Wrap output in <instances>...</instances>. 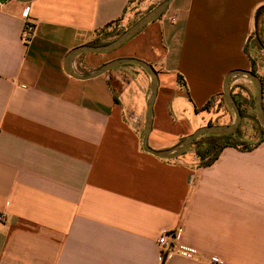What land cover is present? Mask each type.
<instances>
[{"label": "crops", "instance_id": "obj_1", "mask_svg": "<svg viewBox=\"0 0 264 264\" xmlns=\"http://www.w3.org/2000/svg\"><path fill=\"white\" fill-rule=\"evenodd\" d=\"M136 4L0 0V264H206L163 256V233L222 264H264V141L252 151L226 148L209 167L196 152L156 158L142 148L147 74L124 65L80 81L65 71L72 50L110 41L109 29L133 17ZM262 7L264 0H174L137 38L108 54H82L74 69L87 76L122 58L153 66L149 145L170 149L228 116L229 73L254 71L264 85V51L249 50ZM26 17L36 25L29 44ZM255 91L246 78L232 81L238 104L250 107ZM213 98L206 120L185 117L188 105L200 111Z\"/></svg>", "mask_w": 264, "mask_h": 264}, {"label": "water", "instance_id": "obj_2", "mask_svg": "<svg viewBox=\"0 0 264 264\" xmlns=\"http://www.w3.org/2000/svg\"><path fill=\"white\" fill-rule=\"evenodd\" d=\"M22 4H30L36 0H16ZM174 2V0H164L146 15H144L141 19H139L136 23H134L129 29L123 32L118 38L115 40L100 46H83L76 48L70 52L66 59L65 71L66 73L76 80L80 81H87L96 79L111 70H114L118 67L124 65H135L141 68L149 77L150 79V95L147 102V111H146V119H145V128L143 132L142 138V148L143 151L147 154H150L156 158L163 159V160H173L179 158L186 154L194 145L196 140L201 139L205 136L210 135H228L236 132L243 120L241 109L234 98L231 92V84L235 78H246L248 79L254 86L256 90V112L257 118L260 124L264 127V106H263V99H264V88L261 79L257 76V74L253 71H234L227 75L224 83L223 88V95L224 100L227 106L232 110L234 113V122L230 125H223V126H214L208 125L203 128L198 129L193 134L189 135L187 138L182 140L176 146L166 149V150H155L151 148L149 145V137L153 127V111L155 101L158 95L159 90V76L153 66L146 63L145 61L128 58V59H119L113 62L105 64L99 70L87 75L81 76L77 74L74 69V62L77 57L82 54L86 53H96V54H108L126 43H128L131 39L137 36L146 26L151 24L152 22L161 18L164 13L167 11L169 6ZM264 15V7L260 8L256 14L255 18V37L259 45L264 49V45L261 41L260 34H259V25L260 20Z\"/></svg>", "mask_w": 264, "mask_h": 264}, {"label": "rangeland", "instance_id": "obj_3", "mask_svg": "<svg viewBox=\"0 0 264 264\" xmlns=\"http://www.w3.org/2000/svg\"><path fill=\"white\" fill-rule=\"evenodd\" d=\"M134 1L137 3L135 5V7H133L134 8V10H133L134 16L131 17L127 22L119 23V24H117V25H115L109 29L108 33L110 36H108V38L110 39V41L118 38L123 32H125L134 23H136V21H138L137 19L139 18L138 16L140 14L145 13L147 11V9L155 6L158 3L157 0H146V1L145 0H134ZM141 3L143 4L142 7L140 5ZM138 5H140V6H138ZM145 6L148 7L146 9V11L144 9ZM143 9H144V11H142ZM141 18H139V19H141ZM262 26L263 27H261L259 29V34H260V38H261L262 42L264 43V20L262 22ZM138 36H136V38ZM255 47H257L259 50L261 49V47L257 43L256 38L252 40L251 47L249 50L251 51V49H253ZM122 59H128V58H122ZM263 65H264V63H263ZM133 68L140 70L142 72L143 76H145V77L147 76L146 73L144 71H142L140 68H138L136 66H133ZM263 94H264V92H263ZM255 98H256V91H255L254 97H252V99H251V106L250 107H247L246 103L243 101H241V104H239L241 106V108L243 109V110H241L243 120H242L241 125L238 129L239 132L235 136L236 138H242L243 142H246L247 146H249V147L254 146L260 139H262V137L264 135V127L260 124V122L258 121V118H257ZM263 106H264V99H263ZM223 108H224V112L228 116L219 117V118L211 116V118L214 117L212 119L211 125L223 126V125H230L234 122L235 118H234V113L232 112V110L229 109L226 105H224ZM182 111H185V117L189 121L194 122L195 124H197L199 121H202L203 119H205V120L207 119V118H205V116L208 114V110L202 109L199 111V110L194 109L193 106L188 105ZM209 118H210V116H209ZM197 130H195V131H197ZM206 148H208V139H201V141H199V143L197 145L192 147L186 154H184L183 156H181L179 158L181 160H186V159H190V158L192 159V158H194V155H195V152L197 149L204 151Z\"/></svg>", "mask_w": 264, "mask_h": 264}, {"label": "trees", "instance_id": "obj_4", "mask_svg": "<svg viewBox=\"0 0 264 264\" xmlns=\"http://www.w3.org/2000/svg\"><path fill=\"white\" fill-rule=\"evenodd\" d=\"M109 42H111V41H108V40L104 41V42L97 41L95 43V45H98V46L105 45ZM258 45H259V43H258ZM263 45H264V43H263ZM261 49L263 50L262 47H261ZM179 83L182 84L183 87H186L183 77L179 78ZM263 88H264V85H263ZM215 100H216V98H213L212 100H210L206 104V106L203 108V110L210 109V107L213 106ZM222 101L227 106L224 98H222ZM239 107H240V105H239ZM211 124L212 123H210V125ZM238 132H239V130L232 133V134H228V135H210V136L202 137L201 139H208V148H206L204 151L199 150V149L196 150V154L200 159L201 166L202 167H209L212 164H214L218 160V158L221 155V153L223 152V150L226 148H235V149H240L243 151H252L254 148L258 147L264 141V135H263L262 139H260L254 146L249 147V146H247L246 142H243L242 138H236L235 137L236 134H238ZM201 139L196 140L194 142L193 147L195 145H197L199 143V141H201Z\"/></svg>", "mask_w": 264, "mask_h": 264}, {"label": "built area", "instance_id": "obj_5", "mask_svg": "<svg viewBox=\"0 0 264 264\" xmlns=\"http://www.w3.org/2000/svg\"><path fill=\"white\" fill-rule=\"evenodd\" d=\"M36 25L31 18H25V26L22 32V41L29 44L35 36ZM1 219V218H0ZM163 256H178L186 260L202 262L206 264H222V260L217 256L204 258L197 249L183 245L175 239L174 236L169 237L168 234H162L158 240Z\"/></svg>", "mask_w": 264, "mask_h": 264}, {"label": "flooded vegetation", "instance_id": "obj_6", "mask_svg": "<svg viewBox=\"0 0 264 264\" xmlns=\"http://www.w3.org/2000/svg\"><path fill=\"white\" fill-rule=\"evenodd\" d=\"M263 51H264V49H263Z\"/></svg>", "mask_w": 264, "mask_h": 264}]
</instances>
